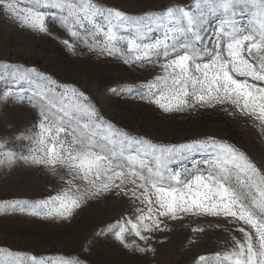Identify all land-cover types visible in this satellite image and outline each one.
<instances>
[{"label":"snow or ice","instance_id":"6c2138e0","mask_svg":"<svg viewBox=\"0 0 264 264\" xmlns=\"http://www.w3.org/2000/svg\"><path fill=\"white\" fill-rule=\"evenodd\" d=\"M245 9L251 18L241 25L234 17ZM215 14L223 18L209 36V17ZM0 15L59 40L72 55H81L83 47L97 59L129 68L164 58L162 74L139 87H108L105 98L126 95L164 114L219 107L230 116L250 119L264 144V0H193L190 7L169 0L139 14L107 0H29L26 7L19 0H0ZM52 26L71 40L58 36ZM0 79L7 81L0 102L27 100L38 120V131L28 137L35 147L19 156L6 153L9 165L19 160L53 175L66 168L72 177L61 194L0 201V213L71 225L91 201L130 197L145 206L137 208L135 222L122 217L102 222L83 252L90 253L100 238L112 237L133 253L155 256L152 240L156 233L170 231L167 221L200 216L218 218L209 227L228 224L240 237L231 236L230 251L212 258L201 255L195 264H264V160L257 162L241 147L213 135L180 143L133 135L107 118L85 90L36 67L0 63ZM194 153L208 155L196 160ZM184 160H191V166L172 167ZM192 231L202 234L205 228L198 225ZM0 251L5 264H89L87 255L45 260Z\"/></svg>","mask_w":264,"mask_h":264},{"label":"rangeland","instance_id":"374dc122","mask_svg":"<svg viewBox=\"0 0 264 264\" xmlns=\"http://www.w3.org/2000/svg\"><path fill=\"white\" fill-rule=\"evenodd\" d=\"M168 2L107 0L109 5H118L130 14L159 9ZM176 2L190 7L193 0ZM28 3L29 0H19L21 7H26ZM222 18L221 14L209 17V36ZM250 18L251 11L247 9L237 11L234 17L241 25L247 24ZM52 27L58 36L71 40L64 31ZM152 35L155 37L159 33ZM80 52L81 55H72L59 40L30 31L19 22L0 15V63L36 67L52 74L59 82L75 83L98 101L107 118L133 135L144 136L156 143H180L189 138L213 135L241 147L257 162L264 160V144H261L259 130L246 117L230 116L219 107L164 114L156 106L126 95L105 98L108 87L128 83L139 87L147 84L155 74H162L160 64L164 58L144 68H129L112 59H97L83 47ZM204 61H207L206 57ZM6 84V80L0 79V89ZM34 87L25 84V88ZM37 123L36 112L27 100L18 102L10 98L7 102H0V145H3L0 147V160L4 161L0 163V201L45 199L61 194L70 187L68 181L72 177L66 168H58L57 175H53L43 166L25 165L19 160L9 165L6 153L13 152L19 156L35 147L28 137L38 131ZM207 155L194 153L192 158L203 160ZM184 166L190 167L191 160L172 165L173 168ZM144 207L130 197H109L99 204L91 201L71 225L27 214L0 213V249L35 254L45 260H74L87 255L89 264H195L201 255L212 258L217 253L230 251L231 236L240 237L228 224L219 228L209 227L217 223L218 218L188 216L182 221H167L170 231L155 234L152 240L153 247L157 249L155 256L151 253H133L112 237L100 238L90 253L82 251L95 239L93 232L102 222L115 223L116 218L121 217L135 222V217L139 215L137 208ZM198 225L205 228L204 233L192 231ZM133 238L129 236L130 240ZM160 240L165 243L160 244ZM190 240L194 243L190 244ZM0 264H5L4 251H0Z\"/></svg>","mask_w":264,"mask_h":264}]
</instances>
